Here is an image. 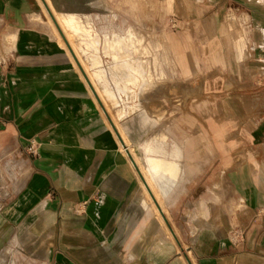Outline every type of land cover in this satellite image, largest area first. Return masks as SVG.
Returning a JSON list of instances; mask_svg holds the SVG:
<instances>
[{"label": "crops", "instance_id": "0c3cea01", "mask_svg": "<svg viewBox=\"0 0 264 264\" xmlns=\"http://www.w3.org/2000/svg\"><path fill=\"white\" fill-rule=\"evenodd\" d=\"M183 3L192 66L150 24L181 0H0V151L22 155L0 160L2 195L25 171L0 208L14 264H264V0ZM201 59L257 71L240 92L228 79L226 118L181 94L152 113L145 95Z\"/></svg>", "mask_w": 264, "mask_h": 264}, {"label": "rangeland", "instance_id": "374dc122", "mask_svg": "<svg viewBox=\"0 0 264 264\" xmlns=\"http://www.w3.org/2000/svg\"><path fill=\"white\" fill-rule=\"evenodd\" d=\"M112 3H117L118 0H111ZM183 2H187V0H181V9L177 10V4L175 5V11L169 13L164 20H161L160 17L154 16L152 20V26L156 29V31H161L164 29V31L167 33V36L169 38L170 43L173 45L176 55L181 56L182 58H186L189 66H192L193 63L190 61V49L187 46V42L184 36L186 28H184V23L180 22V19H183L186 17L187 13V7L189 6L184 5ZM151 14V13H150ZM178 19V20H177ZM187 30H191V35L193 39L197 43V50L202 55L203 50V43L207 42L208 39H211L208 36L201 37L200 28L196 29L195 26L187 27ZM198 30V31H197ZM205 32L202 33L204 35ZM213 32L207 33V35L212 34ZM250 49V44L247 47V61L248 57L250 56L248 51ZM200 66L202 65L201 72H196L194 69H191L187 76H192L190 79L186 81H182L179 79H169L165 84L161 85L159 88H157L155 91L148 92V94L145 95V105L148 107V109L152 112H154L153 106L156 105H162L163 107L167 108V117H173L174 115H177L179 111L176 108V104L178 103L177 100L180 99L179 95H183V105L188 108V102L191 98H198L200 100L202 99H210L214 104H212L215 107V115L214 118L217 119H225V112L224 107L222 106L221 100L222 97H224L228 93L229 86L227 85L228 79H230V93L232 92H240V90L246 88L248 86V83L250 82L249 79H253L257 73L255 70H249V69H242L241 75L238 74H232L230 71H225L223 73L213 72L211 69L207 68V63L204 59H201L199 62ZM181 67V64H179ZM182 70L183 66H182ZM263 72V71H261ZM207 86L211 89H207ZM171 87H177V93L171 92ZM234 90V91H233ZM261 110H264V106H261ZM113 111V109H112ZM242 122L240 120L237 121V124L235 127L231 126V134H230V140L234 138H239L241 140V144L232 150L234 153V162H241L245 156L244 151L246 150V141L243 140V137L245 136L244 133H242ZM157 129V128H156ZM155 129V130H156ZM246 152V151H245ZM21 156L17 154V151H12L11 154H5L0 151V160L2 164H6L7 160L9 158H12L13 162L16 164L20 161ZM20 163V162H19ZM17 170V176H7L6 177V183L7 188L9 190L7 195H2L3 189L0 190V208H2L4 199L3 197H8L9 193L14 190V187L17 188V186L20 185V182L22 178L24 177V167L20 164L16 167ZM165 225V223H163ZM166 227V226H165ZM167 228V227H166ZM168 235L173 238V235L170 233L169 229H166ZM0 257L3 260H8V254L6 251H1ZM3 263L0 261V264ZM17 263V262H16Z\"/></svg>", "mask_w": 264, "mask_h": 264}, {"label": "bare ground", "instance_id": "6f19581e", "mask_svg": "<svg viewBox=\"0 0 264 264\" xmlns=\"http://www.w3.org/2000/svg\"><path fill=\"white\" fill-rule=\"evenodd\" d=\"M96 90V89H95ZM97 92V91H96ZM98 94V93H97ZM112 119V118H111ZM113 121V120H112ZM120 127V126H119ZM120 131L122 132V130H121V128H120ZM143 170H144V172H145V174H146V176L148 177V180L150 181V184H151V186L153 187V189H154V191L156 192V194H157V197H159V199H160V194H159V192L157 191V189H156V186L153 184V182H152V178H151V172L150 171H147V170H145V167H143L142 168ZM161 198H162V196H161ZM164 204V203H163ZM164 207V206H163ZM154 214V213H153ZM159 214H161V213H159ZM156 215V214H155ZM163 221V220H162ZM12 256V255H11ZM0 261H2L3 263H1V264H14L13 263V261L10 259H8V260H3L1 257H0Z\"/></svg>", "mask_w": 264, "mask_h": 264}, {"label": "water", "instance_id": "95a60500", "mask_svg": "<svg viewBox=\"0 0 264 264\" xmlns=\"http://www.w3.org/2000/svg\"><path fill=\"white\" fill-rule=\"evenodd\" d=\"M50 14H51V16H52V18L54 19V21H55V17L53 16V14L50 12Z\"/></svg>", "mask_w": 264, "mask_h": 264}]
</instances>
